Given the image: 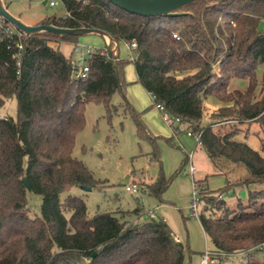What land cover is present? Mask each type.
Listing matches in <instances>:
<instances>
[{
	"label": "trees",
	"instance_id": "obj_1",
	"mask_svg": "<svg viewBox=\"0 0 264 264\" xmlns=\"http://www.w3.org/2000/svg\"><path fill=\"white\" fill-rule=\"evenodd\" d=\"M60 1L64 12L38 24L92 27L118 42H135L131 60L154 104L200 135L197 142L220 170L244 166L248 176L238 184H264V154L235 138L238 124L257 122L264 151V0H196L180 9L187 14L156 17L109 0ZM78 37L27 36L0 14V108L14 96L18 105L17 120L0 117V264H190L189 246L143 206L91 214L82 198H61L73 186L104 187L73 155L76 137L85 127L86 104L103 103L111 115L118 110L112 96L129 84L127 61L118 52L116 69L107 46L85 58L89 70L78 75V63L60 49L63 41L76 44ZM235 79L247 85L233 86ZM209 98L220 105L205 123ZM133 114L139 135L150 139L161 164L158 178L145 185L161 198L170 179L156 138ZM225 122L230 128L223 129ZM194 183L199 200L212 211L199 219L213 250L224 259L242 253L247 264H264V189L230 210L223 190L219 195L202 181ZM29 192L42 197L41 215L31 213Z\"/></svg>",
	"mask_w": 264,
	"mask_h": 264
},
{
	"label": "rangeland",
	"instance_id": "obj_2",
	"mask_svg": "<svg viewBox=\"0 0 264 264\" xmlns=\"http://www.w3.org/2000/svg\"><path fill=\"white\" fill-rule=\"evenodd\" d=\"M43 1L6 0V4L10 3L9 10L14 15L31 24H38L46 16L64 12L60 0H56V6L43 4ZM261 25L264 26V20ZM82 45L91 49L105 48L107 43L101 35L88 34L78 37L76 44L63 41L60 49L80 64L89 56L82 54ZM118 45L120 58L127 61L124 65L125 81L131 83L112 96L111 105L116 106L118 110L113 111L111 115L103 103L89 101L86 104L85 127L77 134L73 150V155L82 160L97 179L104 181V187L89 190L83 186H73L62 193L61 198L69 195L82 198L91 214L117 209L133 210L137 206H143L146 213L152 211L156 217H163L172 227L176 238L189 246L192 250L190 264H200V252L206 248L214 249V245L204 231L199 215H209L212 211L205 209L203 201H198L194 206L195 200L199 199L194 180L202 181V184L211 190H217V194L218 190H223L222 195H219L230 210L239 209L241 202L248 203L251 192L264 189V184H238L240 178L248 176L244 166L220 170L201 148L195 135L188 134L191 129L187 123H179V131L176 132L178 123L170 126L154 104L153 97L139 82H133L136 70L131 56H134V52L124 41H120ZM237 85L244 88L247 80L235 79L233 86ZM215 103L220 102L215 98L207 100V115L203 119L205 123L210 121L209 115L215 111ZM17 110L16 97L8 98L0 108V117L17 120ZM134 112L140 117L150 135L156 138L165 176L170 179L169 187L161 198L151 195L145 185L158 178L161 164L153 158L150 139L139 135ZM220 125L224 126L223 129H228L231 123ZM238 127L235 138L264 154L261 150L262 133L259 124L243 123L238 124ZM187 156L188 160L184 162ZM191 164L195 166L193 172L190 170ZM132 182L139 184V192L126 190V185ZM28 202L31 213L41 215L42 197L29 192ZM221 213L222 210H216L217 215ZM222 264H247V259L244 254L239 253L228 256Z\"/></svg>",
	"mask_w": 264,
	"mask_h": 264
},
{
	"label": "water",
	"instance_id": "obj_3",
	"mask_svg": "<svg viewBox=\"0 0 264 264\" xmlns=\"http://www.w3.org/2000/svg\"><path fill=\"white\" fill-rule=\"evenodd\" d=\"M118 7L139 15L156 17V16H178L187 14L186 11H181L188 4L196 0H109ZM43 4H47V0L43 1ZM0 14L9 20L13 26L21 33L31 36L38 35L44 32H51L59 34L61 36L75 35L83 36L88 34L101 35L106 43L109 53L114 57V65L117 69V56L119 49V42L115 40L107 32L92 28V27H61L50 23L31 24L24 21L20 16L14 15L6 4V0H0ZM23 182L28 189V179L24 178ZM86 189L91 190V187L83 186Z\"/></svg>",
	"mask_w": 264,
	"mask_h": 264
},
{
	"label": "built area",
	"instance_id": "obj_4",
	"mask_svg": "<svg viewBox=\"0 0 264 264\" xmlns=\"http://www.w3.org/2000/svg\"><path fill=\"white\" fill-rule=\"evenodd\" d=\"M47 3L50 5V6H56L57 4V1L56 0H47ZM174 37L176 38H180V36L177 34V33H174ZM127 43V42H126ZM130 50L133 51V48L136 47V43L135 42H132V43H127ZM19 48L21 49L22 46L19 45ZM98 48H88L86 47L85 45H82L81 46V52L82 54L84 55H90L91 53H94ZM133 55L131 56V59H133ZM112 58L114 59V57L112 56ZM118 60V56L117 58H115ZM79 65V73L78 75H81V76H85L89 70V67L87 65H84L83 63H80L78 64ZM156 107L162 112L163 116H164V119L165 121L170 125V126H174L176 125L175 127V130L176 132L179 131V123H182V120L179 118V117H173L172 115H170L164 108L163 105L161 104H156ZM188 134L189 135H194L192 133V131H188ZM197 141H199V138H200V135H195ZM190 170L191 172H193L195 170V166L193 164H191V167H190ZM195 185V183H194ZM126 190L127 191H130V192H133V193H137L139 192V184L138 183H135V182H132V183H129L126 185ZM195 190L197 191V186L195 185ZM197 194H198V191H197ZM200 201L199 199L198 200H195V204L194 206L197 204V202ZM148 214L150 216H155L154 215V212L152 211H148ZM177 241H180L178 238H176ZM224 254L222 253H219L213 249H209V248H206L202 255H201V263L200 264H222V261L224 259Z\"/></svg>",
	"mask_w": 264,
	"mask_h": 264
},
{
	"label": "crops",
	"instance_id": "obj_5",
	"mask_svg": "<svg viewBox=\"0 0 264 264\" xmlns=\"http://www.w3.org/2000/svg\"><path fill=\"white\" fill-rule=\"evenodd\" d=\"M133 82H138V78H137V74H136V77H135V79L133 80ZM129 83H131V82H129ZM144 88V87H143ZM146 90V89H145ZM147 91V90H146ZM148 92V91H147ZM149 93V92H148ZM150 94V93H149ZM151 95V94H150ZM219 103H215V107L214 108H217V107H219ZM160 111V110H159ZM202 148V147H201ZM203 149V148H202ZM204 150V149H203ZM202 253H203V251L202 252H200V255H202Z\"/></svg>",
	"mask_w": 264,
	"mask_h": 264
}]
</instances>
